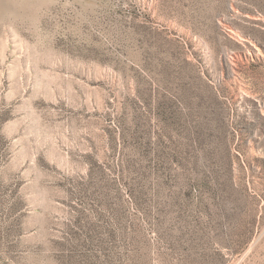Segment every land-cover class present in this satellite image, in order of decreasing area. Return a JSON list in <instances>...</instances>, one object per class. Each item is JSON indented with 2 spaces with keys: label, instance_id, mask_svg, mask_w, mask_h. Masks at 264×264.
Wrapping results in <instances>:
<instances>
[{
  "label": "rangeland",
  "instance_id": "obj_1",
  "mask_svg": "<svg viewBox=\"0 0 264 264\" xmlns=\"http://www.w3.org/2000/svg\"><path fill=\"white\" fill-rule=\"evenodd\" d=\"M0 264H264V0H0Z\"/></svg>",
  "mask_w": 264,
  "mask_h": 264
}]
</instances>
